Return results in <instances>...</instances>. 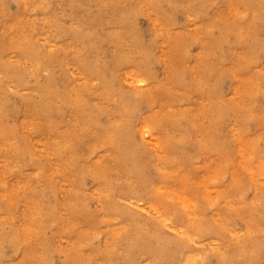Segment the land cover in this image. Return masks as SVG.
<instances>
[{
	"label": "rangeland",
	"instance_id": "rangeland-1",
	"mask_svg": "<svg viewBox=\"0 0 264 264\" xmlns=\"http://www.w3.org/2000/svg\"><path fill=\"white\" fill-rule=\"evenodd\" d=\"M0 264H264V0H0Z\"/></svg>",
	"mask_w": 264,
	"mask_h": 264
},
{
	"label": "bare ground",
	"instance_id": "bare-ground-1",
	"mask_svg": "<svg viewBox=\"0 0 264 264\" xmlns=\"http://www.w3.org/2000/svg\"><path fill=\"white\" fill-rule=\"evenodd\" d=\"M40 1V0H39ZM233 4V3H232ZM37 5H39V4H37ZM236 13V12H235ZM151 15V14H150ZM234 16V15H233ZM58 17V16H57ZM157 17V16H156ZM48 19V18H47ZM50 21V20H49ZM5 24V23H4ZM154 25V24H153ZM197 25V24H196ZM57 26V25H56ZM42 29V28H41ZM134 29V28H133ZM8 31V30H7ZM17 32V31H16ZM27 32V31H26ZM14 34V33H13ZM19 35V34H18ZM59 35V34H58ZM11 37V36H10ZM13 37V36H12ZM30 37V36H29ZM78 40V39H77ZM139 41V40H138ZM31 42V41H30ZM43 42V41H42ZM52 43V42H51ZM120 43V42H119ZM11 44V43H10ZM62 44V43H61ZM89 44V43H88ZM118 44V43H117ZM19 45V44H18ZM32 45V44H31ZM44 47V46H43ZM97 48V47H96ZM55 49V48H54ZM29 52V51H28ZM161 52V51H160ZM123 54V53H122ZM36 56V55H35ZM18 57V56H17ZM38 58V57H37ZM108 58V57H107ZM36 59V58H35ZM29 60V59H28ZM55 60V59H54ZM149 60V59H148ZM52 61V60H51ZM50 61V62H51ZM37 63H38V61H37ZM67 64V63H66ZM77 66V65H76ZM47 69V68H46ZM51 69V68H50ZM32 70V69H31ZM68 70V69H67ZM135 70V69H134ZM199 75V74H198ZM49 78V77H48ZM145 78V77H144ZM199 78V77H198ZM179 79V78H178ZM115 80V79H114ZM204 80V79H203ZM113 82V81H112ZM108 84V83H107ZM54 85V84H53ZM150 85V84H149ZM147 87V86H146ZM32 90V89H31ZM27 91V90H26ZM24 93V92H23ZM42 99H44V98H42ZM61 103V102H60ZM59 103V104H60ZM47 106V105H46ZM145 118V117H144ZM22 120V119H21ZM27 120V119H26ZM23 126V125H22ZM21 126V127H22ZM27 130V129H26ZM7 132V131H6ZM15 134V133H14ZM28 137V136H27ZM35 139V138H34ZM40 139V138H39ZM18 140V139H17ZM30 140V139H29ZM9 143V142H8ZM39 143V142H38ZM42 143V142H41ZM5 146V145H4ZM12 147V146H11ZM41 148V147H40ZM45 150V149H44ZM17 151V150H16ZM41 152V151H40ZM7 156V155H6ZM16 156V155H15ZM14 156V157H15ZM12 158V157H11ZM54 160V159H53ZM15 161V160H14ZM24 161V160H23ZM9 164V163H8ZM11 164V163H10ZM15 164V163H14ZM51 164V163H50ZM38 173V172H37ZM2 184V183H1ZM26 184H27V182H26ZM3 185V184H2ZM73 186V185H72ZM64 187V186H63ZM96 190V189H95ZM6 194V193H5ZM12 203V202H11ZM31 206V205H30ZM3 217V216H2ZM4 218V217H3ZM14 219V218H13ZM6 220V219H5ZM24 239V238H23ZM30 253V252H29Z\"/></svg>",
	"mask_w": 264,
	"mask_h": 264
}]
</instances>
